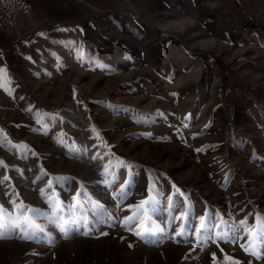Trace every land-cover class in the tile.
I'll list each match as a JSON object with an SVG mask.
<instances>
[{"label":"rangeland","instance_id":"rangeland-1","mask_svg":"<svg viewBox=\"0 0 264 264\" xmlns=\"http://www.w3.org/2000/svg\"><path fill=\"white\" fill-rule=\"evenodd\" d=\"M0 264H264V0H0Z\"/></svg>","mask_w":264,"mask_h":264},{"label":"trees","instance_id":"trees-1","mask_svg":"<svg viewBox=\"0 0 264 264\" xmlns=\"http://www.w3.org/2000/svg\"><path fill=\"white\" fill-rule=\"evenodd\" d=\"M104 209H106V205L100 204L98 207V210L95 209L96 211L93 212L92 214L90 213L86 217H84V215L82 216V214H76V216H79L80 218H82V217L87 218V220L83 221V222H85L84 223L85 228H88V227L90 228V227L94 226L93 223L98 225V222L108 218V215L104 213V211H105ZM149 218H150V220H154L153 219L154 217L149 216ZM142 220H146V219H142Z\"/></svg>","mask_w":264,"mask_h":264},{"label":"bare ground","instance_id":"bare-ground-1","mask_svg":"<svg viewBox=\"0 0 264 264\" xmlns=\"http://www.w3.org/2000/svg\"><path fill=\"white\" fill-rule=\"evenodd\" d=\"M166 21V20H165ZM170 22V21H169ZM168 21H166V23H167V25H171V23H169ZM48 83H47V81L46 80H43V82H41L40 83V88H42V87H47L48 85H47ZM52 87V86H51ZM57 89V88H56ZM45 91H49V89H45ZM55 97H56V95H55Z\"/></svg>","mask_w":264,"mask_h":264}]
</instances>
